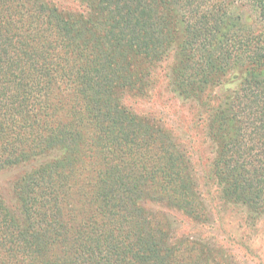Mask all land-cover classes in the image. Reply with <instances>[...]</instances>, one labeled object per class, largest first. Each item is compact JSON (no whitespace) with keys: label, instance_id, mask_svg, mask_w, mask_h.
Here are the masks:
<instances>
[{"label":"trees","instance_id":"trees-1","mask_svg":"<svg viewBox=\"0 0 264 264\" xmlns=\"http://www.w3.org/2000/svg\"><path fill=\"white\" fill-rule=\"evenodd\" d=\"M0 0V264H234L179 233L211 222L190 156L132 111L173 54L171 91L207 113L220 198L264 220V0Z\"/></svg>","mask_w":264,"mask_h":264},{"label":"rangeland","instance_id":"rangeland-1","mask_svg":"<svg viewBox=\"0 0 264 264\" xmlns=\"http://www.w3.org/2000/svg\"><path fill=\"white\" fill-rule=\"evenodd\" d=\"M60 9L80 11L77 0H45ZM173 54L153 68V79L144 96L127 94L124 103L135 113L155 120L174 133L187 150L211 215V222L198 226L180 212L172 213L179 222V233L201 234L220 245L234 264H264V220L255 223L238 206L224 202L210 179L213 145L207 136L206 119L199 106L177 97L170 89L168 72ZM22 168L0 171V192L7 204L13 203L11 183Z\"/></svg>","mask_w":264,"mask_h":264}]
</instances>
